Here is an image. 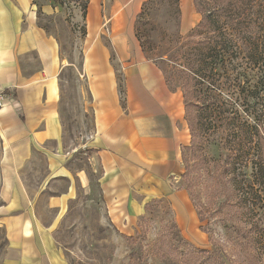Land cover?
I'll return each mask as SVG.
<instances>
[{
    "label": "crops",
    "instance_id": "1",
    "mask_svg": "<svg viewBox=\"0 0 264 264\" xmlns=\"http://www.w3.org/2000/svg\"><path fill=\"white\" fill-rule=\"evenodd\" d=\"M188 4L191 8L190 0H181L182 29L193 15L199 18L185 14ZM115 28L119 30L118 24ZM115 37L124 100L112 50L94 44L83 67L94 119L84 147L93 155L87 161L100 168L98 183L108 218L118 230L129 232L149 203L163 199L181 229L194 228L200 219L190 196L178 186L185 173L183 149L191 143L183 93L167 85L132 33ZM60 71L58 47L38 26L29 0H0V86L14 96L0 110L2 264H65L53 231L78 191L86 196L90 191L88 170L73 167L78 151L64 148ZM40 161L46 173L34 187L31 175ZM60 183L65 187L57 192ZM43 205L56 214L48 225Z\"/></svg>",
    "mask_w": 264,
    "mask_h": 264
},
{
    "label": "rangeland",
    "instance_id": "2",
    "mask_svg": "<svg viewBox=\"0 0 264 264\" xmlns=\"http://www.w3.org/2000/svg\"><path fill=\"white\" fill-rule=\"evenodd\" d=\"M59 1L29 0V4L30 10L36 13L38 26L58 47L64 148L66 151H78L74 154L73 167L86 168L90 177L89 194L86 196L84 191H78L58 228L53 231L54 245L63 262L264 264V203L253 206L250 195L243 194L242 190L239 192L242 181L239 171L224 175L220 162L224 152L219 150V140L207 143L203 138H197V146L185 153V161L191 170L189 179H181L178 185L190 196L199 219L203 217L202 223L191 229H181L170 203L163 199L149 203L144 216L129 232L118 230L110 222L98 183L100 168L96 161H87L93 155L84 147L94 131L90 92L83 71L84 57L88 49L99 42L112 50L111 61L117 67L124 89L113 41L118 34L127 36L132 33L135 43L142 46V41L136 37V26L145 3L150 0H89L86 19L83 17L81 0ZM190 1L193 11L188 12L191 9L188 4L185 14H197L193 0ZM59 3H63V6ZM149 15V24L154 27V31L149 33L152 43L157 45L160 41L163 45L161 39L168 26L165 25L167 18L159 0ZM193 16L185 29L181 24L183 36H187L200 22V15L199 18ZM146 22L141 23L144 30L150 28L142 26ZM117 24L119 30L115 28ZM144 54L151 61L163 52L146 50ZM157 63L169 69L165 63ZM178 86L176 82L172 89ZM34 170L37 172L31 175L30 184L35 187L39 179L45 176V163L40 161ZM58 185L56 191H63L65 184ZM188 186L191 190H188ZM44 205L43 218L48 225L56 214ZM5 246V236L0 233V264Z\"/></svg>",
    "mask_w": 264,
    "mask_h": 264
},
{
    "label": "trees",
    "instance_id": "3",
    "mask_svg": "<svg viewBox=\"0 0 264 264\" xmlns=\"http://www.w3.org/2000/svg\"><path fill=\"white\" fill-rule=\"evenodd\" d=\"M81 1L86 19L89 0ZM156 1L145 3L136 37L144 52H163L151 61L165 63L168 70L157 64L167 85L173 88L177 82L183 93L191 145L183 149L182 179H189L185 153L197 146V138L219 140L224 175L239 171V192L250 195L253 206L264 203V0H193L201 20L187 36L181 34V0H159L168 26L163 45H154L149 35ZM143 21L149 29L141 28Z\"/></svg>",
    "mask_w": 264,
    "mask_h": 264
},
{
    "label": "built area",
    "instance_id": "4",
    "mask_svg": "<svg viewBox=\"0 0 264 264\" xmlns=\"http://www.w3.org/2000/svg\"><path fill=\"white\" fill-rule=\"evenodd\" d=\"M13 98L14 96L8 90L0 86V110L11 102Z\"/></svg>",
    "mask_w": 264,
    "mask_h": 264
}]
</instances>
